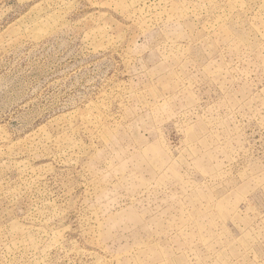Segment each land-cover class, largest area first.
<instances>
[{
	"label": "rangeland",
	"instance_id": "374dc122",
	"mask_svg": "<svg viewBox=\"0 0 264 264\" xmlns=\"http://www.w3.org/2000/svg\"><path fill=\"white\" fill-rule=\"evenodd\" d=\"M0 264H264V0H0Z\"/></svg>",
	"mask_w": 264,
	"mask_h": 264
}]
</instances>
